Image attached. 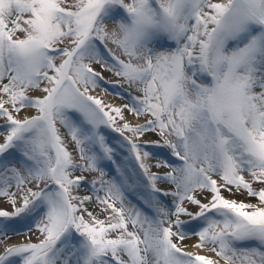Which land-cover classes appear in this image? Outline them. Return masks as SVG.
<instances>
[{"label":"snow or ice","instance_id":"snow-or-ice-1","mask_svg":"<svg viewBox=\"0 0 264 264\" xmlns=\"http://www.w3.org/2000/svg\"><path fill=\"white\" fill-rule=\"evenodd\" d=\"M0 264H264V0H0Z\"/></svg>","mask_w":264,"mask_h":264},{"label":"bare ground","instance_id":"bare-ground-1","mask_svg":"<svg viewBox=\"0 0 264 264\" xmlns=\"http://www.w3.org/2000/svg\"><path fill=\"white\" fill-rule=\"evenodd\" d=\"M94 94H95V93H94ZM104 98H105L106 100H109V101H111V102H113V103H116V104L121 103V101H120L119 99L114 98V97H111V96L104 95ZM20 239H21L20 237H13V238H12V241H10V242H17V241L20 240Z\"/></svg>","mask_w":264,"mask_h":264},{"label":"rangeland","instance_id":"rangeland-1","mask_svg":"<svg viewBox=\"0 0 264 264\" xmlns=\"http://www.w3.org/2000/svg\"><path fill=\"white\" fill-rule=\"evenodd\" d=\"M101 95H103V94H101ZM238 199H243V197H237Z\"/></svg>","mask_w":264,"mask_h":264}]
</instances>
